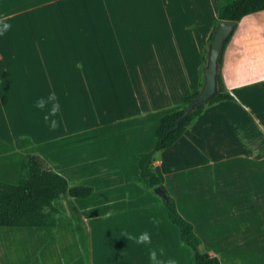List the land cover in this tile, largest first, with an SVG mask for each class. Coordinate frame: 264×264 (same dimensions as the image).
<instances>
[{
	"label": "crops",
	"instance_id": "obj_1",
	"mask_svg": "<svg viewBox=\"0 0 264 264\" xmlns=\"http://www.w3.org/2000/svg\"><path fill=\"white\" fill-rule=\"evenodd\" d=\"M218 9L219 0H0L10 25L0 36V142L33 141L0 154V180L18 183L23 156L37 153L70 186L94 188L54 202L53 229L64 218L80 232L79 264H196L162 199L137 183L139 154L156 144L161 118L202 89ZM222 75L237 102L207 107L153 165L204 251L264 264V10L236 22ZM34 228L6 232L27 242L44 231ZM143 233L150 243H137Z\"/></svg>",
	"mask_w": 264,
	"mask_h": 264
},
{
	"label": "trees",
	"instance_id": "obj_2",
	"mask_svg": "<svg viewBox=\"0 0 264 264\" xmlns=\"http://www.w3.org/2000/svg\"><path fill=\"white\" fill-rule=\"evenodd\" d=\"M261 10H264V0H219L218 20L239 22L245 15ZM217 26L204 48L201 88L205 83L204 69L208 65L210 43ZM230 38L231 35L225 40L219 56L216 92L187 113L201 92L198 89L185 98L181 107L165 114L155 129L156 144L151 150L139 154L140 174L137 183L144 189L152 190L162 199L169 220L179 228L181 242L190 247L196 264L222 262L217 256L203 250L202 240L196 234L194 225L179 212L176 200L162 184L153 160L157 152L173 146L207 107L226 100L237 102L228 91L222 75L223 54ZM32 143L29 138L17 139L15 144L0 142V154L30 146ZM93 192L92 186H70L67 178L55 171L44 157L37 153H27L22 159L19 182L0 180V227L54 228L58 224L60 213L55 201L64 196L87 198Z\"/></svg>",
	"mask_w": 264,
	"mask_h": 264
},
{
	"label": "rangeland",
	"instance_id": "obj_3",
	"mask_svg": "<svg viewBox=\"0 0 264 264\" xmlns=\"http://www.w3.org/2000/svg\"><path fill=\"white\" fill-rule=\"evenodd\" d=\"M65 207L67 209L68 206L65 205ZM71 207L73 206L71 205ZM72 223H74V219H72ZM8 228L0 227V264H24L30 255L32 257L29 259L33 260L31 264H34L35 260H42L44 264H79L83 261L84 255L80 249V243L83 245V240L80 242L77 238L80 232L76 226L73 227L64 218L57 229H32L44 231L38 236H30L26 240L27 242L22 241L21 238H18L19 236H13V233L6 232L9 230ZM30 241H36L37 248L30 247Z\"/></svg>",
	"mask_w": 264,
	"mask_h": 264
},
{
	"label": "water",
	"instance_id": "obj_4",
	"mask_svg": "<svg viewBox=\"0 0 264 264\" xmlns=\"http://www.w3.org/2000/svg\"><path fill=\"white\" fill-rule=\"evenodd\" d=\"M235 25L236 22L232 20H219L217 29L210 43L208 65L204 69L205 83L198 98L192 102L187 113H190L198 104L206 101L216 92L219 56L225 40L232 34Z\"/></svg>",
	"mask_w": 264,
	"mask_h": 264
},
{
	"label": "clouds",
	"instance_id": "obj_5",
	"mask_svg": "<svg viewBox=\"0 0 264 264\" xmlns=\"http://www.w3.org/2000/svg\"><path fill=\"white\" fill-rule=\"evenodd\" d=\"M10 28V25L6 24V23H0V36H3L5 34V32H7ZM49 100H55V94H50L48 97ZM36 107L40 108V109H44L45 108V101L42 98L41 100H39L36 103ZM58 111V106H54L53 108V114ZM49 117L46 115L45 116V121H48ZM56 127H58V121L56 120H52L51 124H50V128L51 129H55ZM137 243L139 244H145V243H150V236L148 233H143L139 236ZM156 258V254L153 252L152 253V259L155 260Z\"/></svg>",
	"mask_w": 264,
	"mask_h": 264
}]
</instances>
